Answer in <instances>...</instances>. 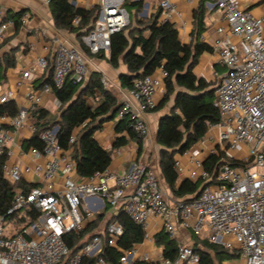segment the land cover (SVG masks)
<instances>
[{"label": "built area", "instance_id": "2783aa9c", "mask_svg": "<svg viewBox=\"0 0 264 264\" xmlns=\"http://www.w3.org/2000/svg\"><path fill=\"white\" fill-rule=\"evenodd\" d=\"M40 1L48 4L52 0ZM67 1L95 10L89 28L79 36V46L56 40L50 60L39 54L21 67L17 86L32 83L49 66L55 87L66 80L83 83L88 73L84 52L108 55L111 35L131 23L126 2L142 3L139 10L134 9L133 17L154 15L157 24L172 23L178 35L187 36V17L176 0ZM185 1L188 5L196 2ZM203 2L225 24L215 27L220 37L213 45L223 70L219 72L211 65L218 120L207 124L205 136L173 160L177 178L204 184L199 194L189 200L168 199L158 174L142 163H132L118 172L106 168L80 177L71 150H63L57 143L58 126L38 131V126L28 121L30 115L38 113L42 93L52 91L50 84H44L39 90L26 91L27 104L15 114H0L2 175L9 182L24 180L28 185L27 190L18 189L13 195L7 211L13 217L9 221L0 217V264H88L90 257H95L94 264L200 263L198 250L188 243H177L174 259L138 254L133 247L121 251L117 261L108 262L100 252L104 246L117 248L123 234L117 218H111L103 230L84 237L71 252L65 236L79 235L106 207L113 214L125 213L138 224L144 240L148 237V219L153 216L161 220L171 238L180 226L199 238L235 250L242 264H264V15L245 10L241 0ZM27 19L28 15L22 14L20 24ZM79 20L76 16L72 23L77 25ZM14 26L15 20L4 19L0 12V43L8 28ZM27 47L32 51L35 44ZM166 76L167 71L160 66L152 74L134 77L127 89L133 102H122L116 113V119L128 118L130 129L140 138L148 133L143 115L156 106L159 82ZM201 77L207 80L204 74ZM14 98V91L0 90V105ZM25 125L32 134L38 133L40 149L31 146L25 150L16 139ZM75 131L69 136L70 144L75 141ZM23 156L28 161L22 163ZM210 156L219 158L211 173L204 167Z\"/></svg>", "mask_w": 264, "mask_h": 264}, {"label": "trees", "instance_id": "16d2710c", "mask_svg": "<svg viewBox=\"0 0 264 264\" xmlns=\"http://www.w3.org/2000/svg\"><path fill=\"white\" fill-rule=\"evenodd\" d=\"M126 5L140 9L141 2H128ZM49 11L55 26L69 32L81 33L86 31L94 19V8L74 6L67 0H52L48 3ZM21 12L7 11L3 18H13L14 28L20 25ZM204 2L193 11V38L189 43H182L174 24H157L153 16L145 26L136 24L132 28H126L115 32L110 37V51L105 57L110 65L118 67L120 60L125 64L127 72L119 75L121 87L128 89L132 79L136 76L152 74L162 66L167 71L164 78L165 92L164 105L172 96V105L167 113L159 117L156 142L161 147L160 171L161 177L170 189L173 196L183 200H189L199 190L202 182H193L182 179L177 184V174L173 167L174 155L190 148L202 139L207 132V124L218 120V113L213 105L214 81H206L197 76L194 67L198 63L200 55L204 52L211 53L212 47L200 40V35L205 30ZM79 17V23H72L74 17ZM83 49H85L82 46ZM14 64L10 53L4 56V67ZM2 76V75H1ZM0 76V77H1ZM52 68H48L47 78L43 83L50 84L56 99L60 103L61 114L51 120L44 109L38 110V119L43 121L38 126V131L57 125V143L63 150H71V156L75 160L76 173L83 178L91 176L96 171L108 168L111 161V152L103 148L94 138L93 134L102 123L113 120L122 102L108 91L100 80L98 73H93L87 82L75 84L66 80L61 87H55L52 83ZM91 99L93 103L87 101ZM157 106L153 108L155 110ZM4 112V106L0 105V114ZM45 119V120H44ZM127 117L119 118L114 123V131L117 134L113 147H120L128 139L137 141L139 151L141 138L129 127ZM75 131V141L69 143V136ZM41 148L42 143L35 132L26 141V147ZM4 156L0 157V217L9 221L13 215L7 213L16 190H27L25 181L9 182L2 175V163ZM219 162L216 156H210L204 161V167L211 173ZM232 164H237L232 162ZM103 215L94 219L79 235L67 234L65 239L73 252L80 245L82 239L89 238ZM123 227L117 248L104 246L100 255L108 262H115L121 251L133 248L143 240V229L135 224L125 213L118 212L116 216ZM91 232V233H90ZM90 233V234H89ZM193 247L200 255L199 264H222L224 260L237 258L235 250L226 249L206 239H200L192 234ZM155 242L162 247V257L174 259L176 256L177 242L165 232L155 235ZM88 264H94L95 257L87 259ZM135 264H147L144 261H136Z\"/></svg>", "mask_w": 264, "mask_h": 264}, {"label": "crops", "instance_id": "0c3cea01", "mask_svg": "<svg viewBox=\"0 0 264 264\" xmlns=\"http://www.w3.org/2000/svg\"><path fill=\"white\" fill-rule=\"evenodd\" d=\"M181 9L185 12L188 21L187 36L182 38L178 35L182 43H189L193 38L191 34L193 29V11L199 5L200 0L192 5H188L185 0H176ZM242 6L245 10L249 11L255 16L264 15V0H241ZM205 8L204 14V25L205 30L200 35V40L209 44L212 49L215 42L219 39L220 35L215 31V27L218 24H224V21L219 19L217 14L212 10H207ZM136 9V8H134ZM137 10V9H136ZM139 10V9H138ZM7 11L10 12H21L22 14H27L28 19L24 24H20L18 28H8L5 36L0 45V90L8 91L12 90L15 93V98L5 103L4 112L13 115L17 110L27 104L24 94L26 91H36L46 84L43 83L48 75V69L40 76H38L32 83H25L22 86H17V80L20 75V69L26 66L34 56L39 54L46 55L47 58L52 56L56 40L61 41L70 46H79V34L74 32H69L62 28L55 26L53 19L51 17L48 4L41 2L40 0H0V12L4 15ZM21 14V15H22ZM20 15V16H21ZM154 16V15H153ZM146 17V18H152ZM134 18V17H133ZM133 19H131L132 21ZM203 37V38H201ZM34 43L35 49L28 51V44ZM6 53H10L13 57L14 64L11 66L4 67V56ZM99 54H91L87 51L84 52V59L87 63V77L81 86H83L89 77L93 73H98L101 82L104 87L113 94L116 99L120 102L130 101L133 102L132 98L128 95L127 89L121 87L119 83V75L121 73L127 72L125 64L120 60L118 67L114 68L110 65L105 57L108 55L103 54L105 57H101ZM17 56L20 59H17ZM211 65L214 69L221 72L223 67L217 62L214 50L211 53L204 52L200 55L198 63L194 67V72L197 76L201 77L204 74L207 78L206 81H214L211 78ZM51 67V66H49ZM156 71V70H155ZM207 73V74H206ZM165 92L164 82H159L158 92L155 96L156 106L155 110H151L143 115L147 126L148 133L141 138V149L139 151L137 141L134 139H128L126 143L120 147H113L117 134L114 131V123L117 120H108L102 123V125L95 130L93 136L96 141L105 149L111 152V161L108 168L114 172L127 169L132 163H142L151 167L159 176L161 181L162 189L165 196L169 199L176 198L171 193L168 186L165 184L161 177L160 171V157H161V147L156 142V131L159 117L167 113L172 105V96L164 104L160 105L163 101V95ZM57 99L53 91L49 93H42L40 102L38 104V109H44L47 111V117L51 120L58 118L61 114V108L57 105ZM89 103H93L91 99L87 98ZM38 113H34L28 117L29 123L34 122L36 126L43 121L37 118ZM45 120V119H44ZM32 136L28 125H25L23 129L16 134V139L22 143V147L27 150L26 141ZM176 154L174 155V157ZM22 163L28 161L25 156L21 157ZM30 178H27V181ZM177 184L183 178H177ZM24 181V180H23ZM109 211V212H108ZM118 214V213H116ZM116 214H113L111 209L106 207L99 210L96 213V218L103 215L102 219L96 226V228L91 231L92 234L103 230L105 224ZM95 218V219H96ZM148 234L147 239H143L140 243L136 244L138 254L148 253L150 256L162 257V247L157 245L155 242V235L159 232H165L162 227V222L160 219L151 216L148 219L147 227ZM90 232V233H91ZM89 233V234H90ZM166 233V232H165ZM190 231L176 226V231L174 234V239L177 243H188L192 244L194 239ZM194 235V234H193ZM169 236V235H168ZM199 238V237H198ZM202 239V238H200ZM222 264H242L236 262L234 259L224 260Z\"/></svg>", "mask_w": 264, "mask_h": 264}, {"label": "rangeland", "instance_id": "374dc122", "mask_svg": "<svg viewBox=\"0 0 264 264\" xmlns=\"http://www.w3.org/2000/svg\"><path fill=\"white\" fill-rule=\"evenodd\" d=\"M128 2H126V4H127ZM127 6V9H128V11L130 12V15H131V19H133L132 21H131V23L129 24V26H128V28L130 29V28H132L133 26H135L136 24H139V25H141V26H145V24L147 23V22H149V19L150 18H146V17H144V16H141V15H138V14H136L135 15V17L133 18V11H134V7H129L128 5H126ZM0 45H1V43H0ZM207 74V73H206ZM109 212V211H108ZM8 221V220H7ZM7 223V222H6ZM148 231V229L146 228V230H145V232H147ZM235 260H236V262H239V263H241V261H240V259L239 258H235Z\"/></svg>", "mask_w": 264, "mask_h": 264}, {"label": "water", "instance_id": "95a60500", "mask_svg": "<svg viewBox=\"0 0 264 264\" xmlns=\"http://www.w3.org/2000/svg\"><path fill=\"white\" fill-rule=\"evenodd\" d=\"M88 28H89V27H88ZM119 106H120V105H119ZM203 185H204V184H202V185L200 186L199 190L194 194L193 197H196V196L199 194V192L201 191ZM193 197H191V198H193Z\"/></svg>", "mask_w": 264, "mask_h": 264}]
</instances>
